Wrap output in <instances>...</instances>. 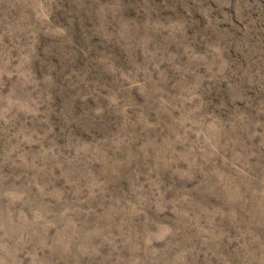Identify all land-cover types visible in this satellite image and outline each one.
<instances>
[{"label": "rangeland", "instance_id": "obj_1", "mask_svg": "<svg viewBox=\"0 0 264 264\" xmlns=\"http://www.w3.org/2000/svg\"><path fill=\"white\" fill-rule=\"evenodd\" d=\"M0 264H264V0H0Z\"/></svg>", "mask_w": 264, "mask_h": 264}]
</instances>
